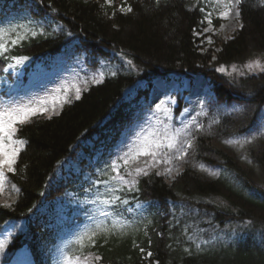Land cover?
I'll use <instances>...</instances> for the list:
<instances>
[{"label": "trees", "instance_id": "1", "mask_svg": "<svg viewBox=\"0 0 264 264\" xmlns=\"http://www.w3.org/2000/svg\"><path fill=\"white\" fill-rule=\"evenodd\" d=\"M121 5L133 11L120 12ZM212 5L211 0H114L111 7L104 0H0V40L13 28L29 33L8 54L32 59L25 81L51 67L58 54L103 72L80 99L65 103L51 119L34 117L18 132L27 143L7 185L19 191L7 207L0 205V225L23 224L6 247L10 259L21 253L34 264H66V258L84 264L85 257L96 256L102 264H264V135L259 134L264 72L230 71L264 57V3L242 0L241 26L229 39L215 35L210 47L199 9ZM11 12L16 14L7 18ZM31 31L43 34L31 37ZM10 62L0 58L2 74ZM221 66L232 74L216 71ZM196 75L209 79L213 96L198 117L203 130L191 131L194 148L184 162H176L180 175L140 178L138 191L115 193L127 203H92L112 195L94 181L150 113L154 81ZM252 134L257 138L248 149L251 163L223 143ZM82 151L99 172L79 158ZM199 164L219 175L201 171ZM101 209L111 215L101 216ZM100 222L108 231L97 233L93 246L88 236Z\"/></svg>", "mask_w": 264, "mask_h": 264}, {"label": "snow or ice", "instance_id": "2", "mask_svg": "<svg viewBox=\"0 0 264 264\" xmlns=\"http://www.w3.org/2000/svg\"><path fill=\"white\" fill-rule=\"evenodd\" d=\"M104 2L105 5L109 7L113 4V0H104ZM156 2L159 4V0H156ZM241 3L242 0H227V2L217 0L214 8L218 11L221 18L226 19L233 13L235 16L239 17V7ZM262 3H264V0H262ZM119 11L131 13L133 8L131 5H121ZM199 11L205 14L204 20L201 21V23L207 22L209 28H205L203 31L208 32L212 27L213 11H206L204 7L200 8ZM10 33L14 34V38H12ZM28 34V32L21 34L15 28L11 29L10 32H3V35L8 38L0 40V58L11 61L4 71H8L9 68L15 69L29 60L27 56L8 55L12 48L21 45V42L28 37ZM42 34V32L38 33L37 31L30 32L31 37ZM208 42L210 44L212 43L210 38ZM127 63L131 65L132 61L129 60ZM244 67L249 74H255V70L264 72V64H261L259 60L250 61L245 64ZM216 71L227 75L232 74L228 72L224 66L217 68ZM232 72H237L235 65L232 66ZM239 74L241 76L245 75L244 72H240ZM112 75L115 76L116 73L113 72ZM100 76H103V72L100 73ZM93 82L100 83V80L94 79ZM85 83H87V81H85ZM74 87V98L78 100L81 96V88L78 86ZM64 91L65 95L61 101V106L64 103L72 102L67 95L68 90L65 89ZM175 103V97L171 95H166L164 99L156 103L154 110H151V115L155 118L156 125L147 129L141 126L139 131L134 133L135 138H130L121 152L106 162L105 167L108 171L101 170V176L96 178L94 184L105 185L106 193L110 192L112 195H109L105 199L92 201V203H99L105 207L114 206L117 202L127 203V201H123L121 197L115 195V193L138 191L140 178L148 177L153 173L157 176H172L173 168L176 166L174 162H184L187 159L190 150L194 148L195 141V137L190 132V129L195 125L197 131H202L203 126L196 122L195 117H193L189 123L183 124L182 127H175L171 123L161 120L159 114L162 112L166 120L171 121L172 108L168 105H173ZM46 104V100H40L29 101L28 103L17 102L0 107V183L7 180L8 173H16L17 169L15 165L20 156L21 148L27 143L26 140L19 138L17 133L24 125L30 123L34 117L47 115L49 113V108ZM233 110L235 111L237 109ZM52 111L55 112V105H53ZM185 111L188 110L185 109ZM197 115H200V113H197ZM47 118L51 119V116L47 115ZM259 134L264 135V129H261ZM256 138V134H252L251 136H238L226 139L223 143L243 148L246 144L253 143ZM245 159H247V157H245ZM249 163H251V161H249ZM161 166H164L163 171L160 170ZM198 167L201 171L207 172L211 176L219 175V171L211 170L204 164H199ZM177 175H180V173L178 172ZM104 176L109 177V180L113 182V186L107 187L109 180L103 179ZM116 185H118V187ZM12 188L19 191L14 184ZM41 195H43V193H41ZM5 206L7 207L8 205ZM99 214L105 218L111 215L109 211L103 209L100 210ZM123 227L125 226L121 225V228ZM107 231L108 229L103 226V222L96 225V229L88 236L93 246L96 244V240L93 239V237L96 236L97 233H106ZM7 243V238L0 240V252L5 250ZM140 251L144 252V249L141 248ZM147 255L150 257L152 253L148 252ZM95 259L100 260V257L96 256ZM76 260L79 261V257H76ZM66 264H73V261L66 258ZM84 264H88L87 257H85Z\"/></svg>", "mask_w": 264, "mask_h": 264}, {"label": "rangeland", "instance_id": "3", "mask_svg": "<svg viewBox=\"0 0 264 264\" xmlns=\"http://www.w3.org/2000/svg\"><path fill=\"white\" fill-rule=\"evenodd\" d=\"M211 1L213 5L209 11H213L212 27L208 32L203 31L202 35L204 37V42L210 47H213L215 43V35L229 39L232 34L241 26V20L240 15L237 17L234 13L230 14L226 19L221 18L218 11H216L214 8L217 0ZM223 2H227V0H223ZM15 14V12H11L8 13L6 17L12 18ZM215 20L219 22V26L217 27L215 25ZM205 28H209L207 22ZM209 38L212 41L211 44L208 42ZM254 60H259L261 64H264V57L252 58L246 63L236 64V73L239 74L240 72H244L245 74H249L244 65ZM31 62L32 59L29 58V60L23 65H20L15 69L9 68L8 71H4L3 74L0 72V107L17 102L28 103L29 101L46 100V106L49 108V113L47 115H53L58 113L65 105L64 103L61 106V101L65 95V89L68 90L67 95L69 99L72 100L75 99L74 86L80 87L82 93L83 89L94 83V79L101 80V76L98 73H94L84 65H81L76 61L75 58H72L66 54H58L55 57V62L52 63L51 67H43L40 72L33 73L30 79L25 81V68L29 66ZM232 66L230 69L231 72ZM257 72H259V70H255V73ZM85 81H87V83H85ZM166 95L175 97L176 103L173 105H168L172 108L171 121H167L162 112L159 114L161 120H165V122L171 123L175 127H182L183 124L189 123L191 119L195 117L196 122L202 125V122L199 121L198 117L205 113L208 102L213 96L212 84L209 79L205 78L203 75L184 78L178 76L160 77L154 81L153 88L147 98V104L150 106L151 110H154L155 104L161 99H164ZM53 105H55V112L52 111ZM185 109L188 111H185ZM197 113H200V115H197ZM155 125V118L152 117L150 111V113L145 117L144 122L136 127L135 132L139 131L141 126L147 129ZM195 127L196 126L193 125L190 129V132ZM129 131L130 130L127 128L124 129V132ZM134 133L132 134L131 139L135 138ZM128 142L129 139L123 142L120 145V149L122 150L124 145ZM249 146L250 144H246L243 148H239L238 146L235 148L245 159V157L248 155ZM23 147L24 145L22 148ZM79 158L87 160V165H93L94 169L99 172L98 167L94 164V161L88 154L82 151L79 155ZM245 160L248 162L250 161L248 158ZM174 164L176 166L173 168L172 176H168L170 179L175 178L177 173H181L182 170L181 167L176 164V162H174ZM161 167V171H163L164 166ZM8 175L9 173L7 174V180L0 183V205L3 206L10 204L14 198L13 194L15 189L12 188V185H7ZM22 230L23 224L20 221L6 222L5 224L0 225V240L7 238L9 243L13 235L16 232ZM6 247L3 252H0V264H33L32 257L26 254H17L13 261L8 260L10 257L6 252ZM76 264L78 263L76 262ZM88 264L101 263L94 257H90L88 259Z\"/></svg>", "mask_w": 264, "mask_h": 264}, {"label": "bare ground", "instance_id": "4", "mask_svg": "<svg viewBox=\"0 0 264 264\" xmlns=\"http://www.w3.org/2000/svg\"><path fill=\"white\" fill-rule=\"evenodd\" d=\"M210 93H211V91H210Z\"/></svg>", "mask_w": 264, "mask_h": 264}]
</instances>
